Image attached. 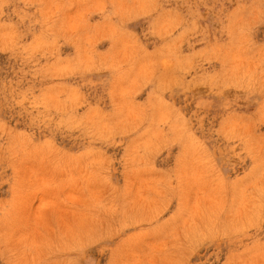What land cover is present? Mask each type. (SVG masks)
<instances>
[{
	"label": "rangeland",
	"instance_id": "374dc122",
	"mask_svg": "<svg viewBox=\"0 0 264 264\" xmlns=\"http://www.w3.org/2000/svg\"><path fill=\"white\" fill-rule=\"evenodd\" d=\"M0 264H264V0H0Z\"/></svg>",
	"mask_w": 264,
	"mask_h": 264
}]
</instances>
